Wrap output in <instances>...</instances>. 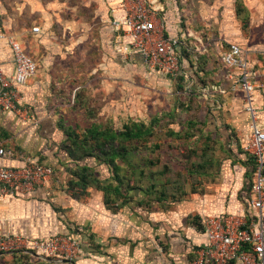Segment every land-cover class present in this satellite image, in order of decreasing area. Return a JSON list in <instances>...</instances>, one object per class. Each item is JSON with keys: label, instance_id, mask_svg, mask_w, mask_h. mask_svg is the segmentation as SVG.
I'll return each instance as SVG.
<instances>
[{"label": "crops", "instance_id": "obj_1", "mask_svg": "<svg viewBox=\"0 0 264 264\" xmlns=\"http://www.w3.org/2000/svg\"><path fill=\"white\" fill-rule=\"evenodd\" d=\"M105 3L113 13L110 22L108 15L105 16L109 24L104 38L108 44L109 40L119 43L115 47L119 59L102 65L105 70L116 73L111 77L119 79L122 87L128 82L130 64L147 66L139 54L129 50V39L117 29L116 22L125 14L123 0H106ZM216 7V17L213 16L216 26L209 30L206 18L207 32L201 34L200 40L192 41L186 32H179L168 23L164 25L169 35L180 37L184 44L191 43L192 54L183 61L186 86L203 91L210 130L222 136L227 150L235 152L223 161L216 160L215 166L219 168L211 174L208 171L200 176L188 175L185 192L181 194H169L166 198H157L154 194L150 199L143 190L136 189L128 202L120 199L107 203L105 191L98 187H89L86 192L79 187H69L74 164L64 146L66 133L59 126L62 119L70 122L65 116L66 105H54L50 92L53 79L50 72L58 69L57 64H49L52 51L46 44H38L39 35L31 33L36 39L31 42L20 38L11 25L14 18L5 16L0 4V30L19 40L38 66L36 75L20 86L22 108L28 109L30 115L0 113L3 139L16 151L14 157H0V165L22 166L24 157L33 156L55 169L51 183L25 194L3 195L0 186L1 236L49 239L63 234L76 238L81 244V254L72 260L57 257L55 264H189L209 244L202 223L205 216H227L241 222L254 218L255 210L250 205L253 166L244 161V146L251 133L250 118L245 109L244 91L238 83L240 70H230L223 56L232 43L249 51L250 69L262 84L256 90L255 102L264 123V0H217ZM37 46L40 51L36 50ZM0 57L5 74L13 77L15 56L7 39L0 41ZM95 67L97 65L93 64ZM152 71L165 76L160 81L168 86L175 83L169 75ZM121 95L122 99L127 96L123 90ZM120 108L123 109V105ZM100 170L102 182H109L111 176L107 168ZM27 253L42 257L34 250ZM230 264L243 263L236 260Z\"/></svg>", "mask_w": 264, "mask_h": 264}, {"label": "rangeland", "instance_id": "obj_2", "mask_svg": "<svg viewBox=\"0 0 264 264\" xmlns=\"http://www.w3.org/2000/svg\"><path fill=\"white\" fill-rule=\"evenodd\" d=\"M105 1L0 0L5 16L14 18L11 25L24 42L36 40L31 34L34 33L41 39H38V44L42 42L41 45L46 44V48L52 51V60L48 62L57 64L58 69L50 72L53 75L51 102L54 105H66L64 109L67 111V120L71 124L77 123V131L81 134L92 122L98 121L116 129L132 118L148 122L156 113L165 117L171 109L179 114L178 120L184 121L186 117L192 116L201 121L199 113L203 110L200 105L182 107V102L190 101L185 96H178L181 90L177 88L175 79V83L168 86L161 82L164 80L161 78H166L165 76L161 77L162 75L148 67L130 64L128 82L121 87L119 79L111 77L116 73L105 70L102 63L119 59V51L115 48L119 43L109 40L108 44L104 38L107 24L111 21L110 15L113 13L108 11ZM216 2L217 0H151L152 6L157 8V22L161 21L160 24L165 23L166 26L168 23L177 31L186 32L192 41L200 40L201 34L207 32L204 24L206 18L209 21V30L216 26L213 18L217 13ZM106 15L109 22L105 19ZM166 26L164 25L165 32L168 28ZM35 27L39 28L37 33L34 32ZM36 50L40 51V46ZM93 64L97 67L93 68ZM122 90L123 94L126 92L125 99L121 98ZM121 105L123 109L120 108ZM192 107L190 116L188 114ZM88 114L91 118L89 120L86 118ZM168 122L166 119L162 121L163 124ZM170 123L175 128L180 126L178 122ZM157 131L160 135L165 133L164 129ZM173 140L175 139L165 135L161 138L165 144L173 142L180 147L183 144L181 140L180 143ZM169 152H166V158L169 154L176 155L172 150ZM215 152L221 161L228 157L218 144ZM178 169H182L179 164L176 170ZM14 252L6 253L0 259V264H55L57 258L42 254V257L30 260L27 257H16Z\"/></svg>", "mask_w": 264, "mask_h": 264}, {"label": "built area", "instance_id": "obj_3", "mask_svg": "<svg viewBox=\"0 0 264 264\" xmlns=\"http://www.w3.org/2000/svg\"><path fill=\"white\" fill-rule=\"evenodd\" d=\"M124 17L116 22L117 29L129 39V50L139 54L145 66L170 77L183 71L180 48L184 41L165 32L164 24L157 22V8L151 0H123ZM34 31H39L38 27ZM7 39L14 51L16 70L13 77L5 74L0 57V113L15 112L28 117L29 110L22 108L21 85L33 78L38 70L36 61L14 37L0 30V41ZM249 51L232 43L223 56L224 64L240 70L238 83L244 91L245 109L250 118L249 140L245 152L255 160L250 205L255 216L250 221H233L227 216H205L202 220L209 244L189 264H264V123L261 121L255 94L262 84L257 82L249 66ZM16 151L6 145L0 131V157H14ZM22 166L0 165L1 192L25 194L38 186H46L55 177V169L33 156L23 158ZM57 256L72 260L81 254L80 242L69 235H56L49 239H28L21 235H0V256L12 251Z\"/></svg>", "mask_w": 264, "mask_h": 264}, {"label": "trees", "instance_id": "obj_4", "mask_svg": "<svg viewBox=\"0 0 264 264\" xmlns=\"http://www.w3.org/2000/svg\"><path fill=\"white\" fill-rule=\"evenodd\" d=\"M191 49L193 50V47L189 42L180 48L184 62L185 56H191L192 52L189 51ZM173 79L177 83V88L181 90L178 96H185L190 101V103H186V100L182 102V107L200 105L203 110L199 113L202 117L201 121L191 116L192 107V111L188 114L191 118L186 117L184 121L178 120L179 114L175 109H171L167 117L156 114L148 122L132 118L116 129L98 121L92 122L85 127L82 134L77 131L79 128L77 123L60 122L59 127L64 129L67 135L64 146L74 164L71 179L68 181L70 188L79 187L86 192L89 187H98L105 191L107 203L120 199L128 202L132 199L131 192L136 189L143 190L150 199L154 194L157 198H166L169 194L185 192V179L188 175L200 176L208 171L211 174L212 170L218 168L215 166L218 160L215 155L216 144L228 156L233 151L223 146L221 135L210 130L209 121L206 119L208 105L203 100V91L190 86L187 88L184 70ZM86 118L91 119L89 114ZM163 119L169 122L163 124ZM170 121L178 122L179 128L173 127ZM159 129H164L165 133L160 135L157 131ZM164 135L174 138L173 141L178 143L181 140L183 144L181 147L173 142L165 144L161 141ZM171 150L176 152V155L169 154L168 159L165 154L170 153ZM244 153L246 156L244 161L247 165L253 166L254 172V158ZM239 154L237 152L236 155ZM91 161H95V165ZM178 164L182 167L181 170H176ZM101 168H107L111 176V180L107 183H103L100 178ZM14 254L19 258L37 259L28 253L15 251ZM4 255H1L0 259Z\"/></svg>", "mask_w": 264, "mask_h": 264}]
</instances>
